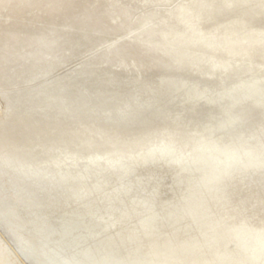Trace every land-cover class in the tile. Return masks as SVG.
<instances>
[{
  "label": "bare ground",
  "instance_id": "1",
  "mask_svg": "<svg viewBox=\"0 0 264 264\" xmlns=\"http://www.w3.org/2000/svg\"><path fill=\"white\" fill-rule=\"evenodd\" d=\"M172 1L0 0V224L42 264H264V43L211 47L264 37V0Z\"/></svg>",
  "mask_w": 264,
  "mask_h": 264
},
{
  "label": "rangeland",
  "instance_id": "2",
  "mask_svg": "<svg viewBox=\"0 0 264 264\" xmlns=\"http://www.w3.org/2000/svg\"><path fill=\"white\" fill-rule=\"evenodd\" d=\"M181 0H174V1H172L170 4H167V5H162V6H156L157 8H161V9H170V8H172L173 6H175L178 2H180ZM2 20H4V16L2 17V18H0V22L2 21ZM76 25L75 23H70V26H74V25ZM133 24V25H132ZM153 24V23H152ZM128 25V26H127ZM148 25H150V23H145L144 24V22H137V21H135L134 23H129V24H121L120 23V25L119 26H116V28H114V29H111V31H112V33H106V35L107 36H105V39L106 40H109L110 42H112L110 45H115V43H122V41L121 40H124V39H128L127 41H129V39H130V41L131 40H133L134 38H135V36H137L138 34H141L144 30H146V28H147V26ZM121 26V27H120ZM123 26V27H122ZM125 26V27H124ZM146 26V27H145ZM126 27H128V28H126ZM149 27V26H148ZM124 28H126V29H124ZM144 28V29H143ZM123 29V30H122ZM143 29V30H142ZM115 30H116V32H115ZM110 31V32H111ZM136 32V33H135ZM137 32H138V34H137ZM108 34H110V35H108ZM135 36H134V35ZM111 36V37H110ZM113 36V37H112ZM129 36H132V37H129ZM133 36H134V38H133ZM110 37V38H109ZM124 39H123V38ZM126 37V38H125ZM128 37V38H127ZM108 38V39H107ZM113 38V39H112ZM120 38V39H119ZM133 38V39H132ZM118 39V40H117ZM116 41H118V42H116ZM119 41H121V42H119ZM124 42H126L125 40L123 41V43ZM179 45H181V44H179ZM99 50H101L100 48H99ZM96 52V51H95ZM180 57L178 58L179 59V61L178 62H180V63H178L177 61H176V59H175V63L176 64H179L178 66L180 67L181 65H183L184 63H185V61H187V59H188V56H189V53H188V51H186L185 50V52L184 51H180ZM89 56H90V54H89ZM91 56H92V53H91ZM74 64V63H73ZM76 64V63H75ZM252 65H254V64H252ZM262 65V66H261ZM73 65H71V66H67V67H65L63 70H59V72H61V71H65V70H67L66 68H71ZM256 67H258V68H260V70H261V68H264V62L263 61H260L259 62V65H258V63L255 65ZM250 69H253V67L251 66L250 67ZM3 88H0V114L2 113V111H4V109H5V101H3V99H2V96H3V94L4 93H7V91L5 92L4 90H2ZM4 103V104H3ZM4 108V109H3ZM5 115V113L2 115V116H4ZM2 116H0V117H2ZM6 187V186H5ZM7 189H2V191H1V198H5L7 201L8 200H10L11 199V197H12V192L14 191L13 189H11L10 187H6ZM6 190H8V191H6ZM10 193V194H9ZM5 194V195H4ZM9 196V197H8ZM9 207H11V204L9 205ZM13 210H14V207H13ZM0 227L2 228V230H4L5 231V233L7 234L6 236H8V238H12V239H9V241L11 242L12 241V244L15 246V248H16V250L18 251V253H20L19 255L21 256V258L23 257L22 255L24 254V257L22 258L23 259V261H25L26 263H28V264H36L38 261V263L37 264H42V257H43V255H42V252H40V251H37L36 252V250H34V249H32V251H35L36 252V254L34 253L33 255L35 256V257H33V259L35 260H29V258L31 257V256H29L28 255V253L30 252V250H27V249H25V246H27L28 244H29V237L27 238H25V237H22V235L20 234V235H18V234H13V233H9V232H7L5 229H3V226L0 224ZM12 235H14V237H12ZM17 237H19V238H17ZM20 237H21V239H20ZM15 240V241H14ZM23 240H24V242H23ZM21 241V242H20ZM13 242H15V243H13ZM17 242V243H16ZM23 242V243H22ZM25 243V244H24ZM23 247V248H22ZM28 247V246H27ZM20 249H21V251H20ZM22 250H24V251H22ZM26 250V251H25ZM37 255V256H36ZM39 255V256H38ZM25 256H27L28 257V259H27V257L25 258ZM25 258V259H24ZM41 258V259H40ZM26 260H28V261H26ZM37 260V261H36ZM17 264H18V262H17Z\"/></svg>",
  "mask_w": 264,
  "mask_h": 264
},
{
  "label": "water",
  "instance_id": "3",
  "mask_svg": "<svg viewBox=\"0 0 264 264\" xmlns=\"http://www.w3.org/2000/svg\"><path fill=\"white\" fill-rule=\"evenodd\" d=\"M195 19V21H193V23H194V25H197L198 27H199V25L197 24V23H199L198 21H199V19L200 18H194ZM194 25H192V27L194 26ZM195 28V27H194ZM236 34H226V37H227V42L226 43H224V45H212L211 47H213V48H217V49H219V50H221V49H223V48H226L227 49V52L228 51H230V50H232L233 52H235V54L236 55H239V56H245V55H247V53H246V50L247 51H249V50H251V48H253V47H258V48H260L259 46L261 45V43H264V37H260L259 36V38L257 37V39H256V37L254 38V39H251V40H248V41H250V43L248 44V42L244 39V38H240V37H238V36H235ZM192 37V36H191ZM198 37V36H197ZM201 39H206L205 38V36H203V35H201V38H200V40H198V41H194V43L195 42H199V43H196V44H198V45H200V46H205V44L207 43V41H202ZM215 40V39H214ZM214 40H211V41H214ZM192 42V41H191ZM245 44V45H248V47L249 48H240V47H238L237 45H240V44ZM191 44H193V42L191 43ZM208 44V43H207ZM225 46V47H224ZM234 48H236L237 49V52H236V50H234ZM241 55H240V54ZM176 55H177V53H176ZM176 55H174V56H176ZM253 56H255V55H253ZM200 61V63H203V64H205V65H207L208 67H209V69L211 68V71H213L214 69H219L220 67L221 68H225V70L227 69V68H229V64L228 63H219V62H216V61H214V62H212V61H207V60H203V61H205V63L204 62H202L201 60H199ZM171 63V62H170ZM209 64V65H208ZM169 67V66H168ZM170 67H172V66H170ZM183 87V86H182ZM202 100V98H199V99H197V102L198 101H201ZM151 103V102H150ZM146 107H147V104L145 105ZM133 120H134V118H133ZM137 120H138V118H137ZM174 141H172V143H173ZM171 146H173L174 147V145L172 144ZM153 161H151L152 163H150V164H153V163H155V165H157V163L158 162H161V161H159L158 159H152ZM161 163H163V162H161ZM135 164H139L140 166H142L143 164H147L146 162H141V161H139V160H137V161H134L133 160V162H131L130 163V165H134L133 167H130L131 169H128V170H132L133 171V168H136L138 165H135ZM164 164V163H163ZM136 166V167H135ZM109 168H110V166H108ZM108 168V169H109ZM126 169H127V166H126ZM127 170V171H128ZM36 175H38V174H36ZM33 176V175H32ZM35 176V175H34ZM44 176V175H43ZM43 176L41 177V178H43ZM31 177V176H30ZM39 177V176H38ZM57 179H59L58 177H57ZM60 179H63V181H64V183H65V181H72V179L74 180V178H64V177H61ZM62 181V180H61ZM63 181H62V183H63ZM61 225H62V229H61V235H62V239H64V240H68V239H72V237H74V238H78L77 236H73V235H76V231L77 230H81V229H79L78 228V226L77 227H75V225L74 224H72L71 222H69V221H66V219H64V222L63 223H61ZM109 226H108V228H112L113 226H116L117 225V223L115 222L114 224H108ZM88 230V229H87ZM86 230V231H87ZM92 230V229H91ZM54 231H52V233H53ZM90 232V231H89ZM101 232L102 231H99V232H93V231H91L90 233H86L87 234V236L85 237V236H83V238L84 239H91V240H94V239H101V238H99L100 237V235H101ZM52 233H50V234H52ZM85 234V235H86ZM262 241V240H261ZM261 241L260 242H257L256 240H252V242H250L248 245H247V249H249V248H252V249H254L256 246H260L261 247ZM69 246H66L65 248H68ZM45 258V257H44ZM32 260L33 258H29V260ZM34 260V259H33ZM53 261L54 260H51V262L50 263H53ZM56 263V261H54V264ZM56 264H59V263H56ZM178 264V263H177Z\"/></svg>",
  "mask_w": 264,
  "mask_h": 264
}]
</instances>
